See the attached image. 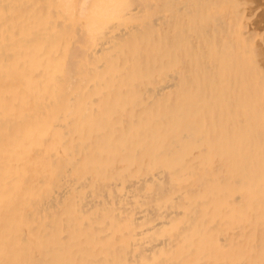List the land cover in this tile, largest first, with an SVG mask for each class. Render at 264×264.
Wrapping results in <instances>:
<instances>
[{"label": "bare ground", "instance_id": "bare-ground-1", "mask_svg": "<svg viewBox=\"0 0 264 264\" xmlns=\"http://www.w3.org/2000/svg\"><path fill=\"white\" fill-rule=\"evenodd\" d=\"M163 2L0 0V264H264L248 2Z\"/></svg>", "mask_w": 264, "mask_h": 264}, {"label": "rangeland", "instance_id": "rangeland-1", "mask_svg": "<svg viewBox=\"0 0 264 264\" xmlns=\"http://www.w3.org/2000/svg\"><path fill=\"white\" fill-rule=\"evenodd\" d=\"M232 1L233 0H216L217 5L215 4L214 7L212 9H210L211 14L209 16L204 17V20L202 22L203 23L202 26H205V27L203 28V30H208V29L212 28V26H214V24L218 23V21L215 20L214 18L220 17V16H216L218 14L219 8H225L227 6L228 7L234 6L236 8L237 4H231V3H233ZM239 1L242 2L243 0H238V2ZM246 1L248 2L247 3V14H248L247 16L248 17H246V19L244 20V22H245L244 24H245V26L247 25L256 34V43L254 46L256 49V54H255L256 58L254 60V63L258 66L259 71L264 76V67H263L264 66V0H246ZM150 3L152 5L149 7H146V8H151L154 11H159V13L165 12V13H167V15L170 12L176 14L177 8H176V6H174L175 2L174 3L171 2V5L169 4L168 6H165L163 0H150ZM233 10H235V9H233ZM186 13H187V11H186ZM231 13H233V12L231 11ZM165 16H166V14H165ZM181 20L184 22V24H187V22L190 20V15L188 13L186 15L184 14V17H182ZM231 23L233 24V20H231ZM218 32L221 33L222 35H224L226 38L232 37V36H228L226 34L223 27L220 28V30H218ZM232 39H233V37H232ZM257 57H259V58H257ZM250 60L253 61V57L250 58Z\"/></svg>", "mask_w": 264, "mask_h": 264}]
</instances>
